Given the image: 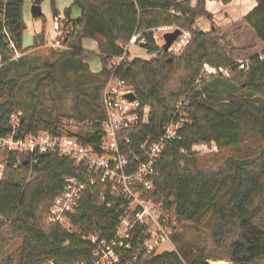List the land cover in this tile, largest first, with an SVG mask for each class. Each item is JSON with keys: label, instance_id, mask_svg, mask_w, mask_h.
<instances>
[{"label": "trees", "instance_id": "obj_1", "mask_svg": "<svg viewBox=\"0 0 264 264\" xmlns=\"http://www.w3.org/2000/svg\"><path fill=\"white\" fill-rule=\"evenodd\" d=\"M0 0V13L6 9V26L16 38L23 56L14 60L2 33L0 22V135L13 132L12 117L17 116V134L50 131L57 134L63 125L45 118L42 90H73L78 100L100 108L101 116L94 124V134L79 137L88 146L99 148L103 112L95 100L105 84L112 59L124 54L123 44L136 34L146 40L142 47L155 58H126L116 76L133 84L138 101L152 109L150 122L139 127L131 137L136 142L157 138L168 122L175 103L186 96L189 124L180 131L165 150L159 164L160 177L151 192L157 203L182 223L201 226L211 220L202 247H180L177 251L147 254L141 251L140 229L120 249L116 264H264V147L258 155L227 158L221 166L207 167L198 156L201 145L216 143L220 149L235 148L244 143L248 130L264 136V52L250 58L247 70H240L219 43L226 40L221 28L212 25L208 31L193 33L190 43L180 55L165 52L154 39L153 30L174 26L191 31L202 17L212 19L208 0H74L72 7L81 10V17H71L72 7L64 11V41L68 50L57 52L53 62L35 63L27 52L45 43L44 32L37 34L34 45L25 49L24 5L26 0ZM229 3L231 0H222ZM44 0H35L42 5ZM244 22L264 45V0ZM51 10L58 15L56 0ZM44 17V16H42ZM85 39L97 43V51L83 47ZM226 42V41H225ZM232 52L235 48H231ZM101 59L100 72H92L88 59ZM210 65L228 69L230 76H209L198 81L197 67ZM182 67L190 74L181 88H173V76ZM35 79L32 102L22 108L19 94L24 85ZM88 87L96 94L89 95ZM3 100V101H2ZM19 110H23L19 114ZM76 123V122H75ZM68 132V131H67ZM70 133V132H69ZM185 153H182V152ZM20 160V162H19ZM75 163L58 153L41 155L13 154L0 182V264H94L92 245L74 231L96 233L112 240L118 223L117 212L102 206L95 194L85 195L79 212L71 219L72 228H53L45 233L36 223L37 213L48 208L60 194L63 179L73 174ZM6 225L11 232L4 233ZM179 227V226H178ZM11 235V236H9ZM20 238L22 245L17 262L9 248Z\"/></svg>", "mask_w": 264, "mask_h": 264}, {"label": "built area", "instance_id": "obj_2", "mask_svg": "<svg viewBox=\"0 0 264 264\" xmlns=\"http://www.w3.org/2000/svg\"><path fill=\"white\" fill-rule=\"evenodd\" d=\"M220 1L222 0H214L215 3ZM2 2L8 3L7 0ZM5 15L6 9L3 5L0 13L2 33L13 59L18 60L23 53L18 48L15 36L6 26ZM64 19L62 13L54 17L53 30L57 35L52 42L53 48L63 47ZM176 29L174 26H165L153 30L155 41L159 43L160 32L169 33ZM210 29L211 26L206 25V18H198L191 31L181 30L182 35L169 52L181 54L190 43L193 33ZM145 43L146 40L141 34H134L122 45L124 54L109 63L110 74L100 92L103 119L100 121L101 143L98 149L86 145L81 138L71 133L60 136L58 133L40 131L18 135L20 123L17 116L12 117V134L0 135V182L5 177L7 164L13 154L34 156L55 152L75 163L74 173L63 179L60 194L44 214V225L48 232L57 227L72 228V217L81 209L85 195L90 193L95 194L102 206L117 212L116 233L110 241L96 233L87 235L79 228L74 229L83 240L92 245L94 264L118 263L120 249L137 228L141 232L138 238L141 251L154 254L162 245L173 244L179 226L177 219L166 210V204L157 203L150 195L160 177L159 164L165 150L174 140L181 139L180 131L189 124L187 97H181L176 102L168 122L157 138L149 137L136 144L131 135L139 127L149 124L152 109L138 101L133 84L116 76L118 66L126 58L131 60L130 48ZM238 65L240 70H247L250 61L241 60ZM205 70L207 77L219 74L230 76L229 70L224 68L206 67ZM201 78L202 76L198 81ZM129 95H133L135 100H129ZM218 151L219 147L214 142L201 145V154Z\"/></svg>", "mask_w": 264, "mask_h": 264}, {"label": "rangeland", "instance_id": "obj_3", "mask_svg": "<svg viewBox=\"0 0 264 264\" xmlns=\"http://www.w3.org/2000/svg\"><path fill=\"white\" fill-rule=\"evenodd\" d=\"M32 6L33 3L31 0H26L24 11L27 14H31ZM46 8L45 10H47ZM35 22L37 27L40 26L42 28H46L48 40L46 41L45 37L44 45L27 52L26 58L37 64L45 61L53 62L56 58L57 52L68 50V47H52V42L56 37L57 32L53 30L52 17L50 16L47 17L46 21L43 18H40V20H29L27 23V29L24 33V42L26 45L32 44L33 38L31 35L34 33L33 24H35ZM165 34L166 33L164 32L159 33L160 45L164 44L161 38H163ZM219 43L225 52H227L232 57L235 64H238V62L241 60H250V58L255 55H262L264 50V45L256 38L255 33L250 28L245 26L242 20L234 23L226 34V40H220ZM83 47L86 50L92 52H96L98 50L97 43L95 50L92 48L91 42L86 43V46L83 44ZM231 48H235V51L232 52ZM130 51L129 57H131L132 60L141 59L150 61L155 58V55L147 53L142 45L131 47ZM87 61H93L92 65H89L92 72L101 71L102 63L98 56L88 59ZM206 67L217 68L210 65L197 67L195 71L198 72L197 77L204 76V79L207 78V73L205 72ZM189 78L190 74L180 67L173 76L172 83L174 90H176V88H181L183 86V81ZM34 86L35 79H32L24 85L22 91L19 94V102L23 109L28 108L32 102V97L30 94H33L35 88ZM42 92V97L44 96L42 100L44 103V109L42 111L44 112L45 118L47 120L54 121V123L65 126V131H68V133L70 132L71 134L79 137H86L90 134H94L93 126L95 122H98L100 119V108L97 109L96 107L91 106V104L88 102H82L81 100H78L76 92L73 90L66 91L60 89L59 99L56 97L52 87L49 85L45 86ZM87 92L89 95L93 96L96 94V90L93 89V87H88ZM95 104L99 106V97L96 98ZM22 112L23 110H19V114H22ZM245 130L247 131V138L243 144L235 148H219V151L216 153H202L198 156L199 161L207 167L215 168L224 164L225 160L230 157L243 158L245 155H258L260 149L264 147V136L259 135L256 130H248V127L245 128ZM42 211L43 207H40L37 213L36 223L39 228H41L45 233L49 234L47 227L44 225V213H42ZM210 224L211 220L209 219L204 221V223L199 227H195L187 223L180 224L176 230L173 244L162 245L156 254H161L166 251H177L182 246H185L187 249L192 247H202L205 241L207 228ZM4 231V233L9 234L11 232L10 225H6ZM82 231L83 230H81V232ZM21 245L22 240L20 238H16L9 248L10 255L16 262L19 259ZM0 260L2 261L1 256Z\"/></svg>", "mask_w": 264, "mask_h": 264}, {"label": "crops", "instance_id": "obj_4", "mask_svg": "<svg viewBox=\"0 0 264 264\" xmlns=\"http://www.w3.org/2000/svg\"><path fill=\"white\" fill-rule=\"evenodd\" d=\"M31 2L34 5L35 0H31ZM73 2H74V0H56V7L58 9V12L64 14V11L67 8H71L72 7ZM195 3H196V1L194 0V4ZM46 6H47V8H46ZM41 7H42L43 16H44V17H41V18H43L46 21L47 20V17L50 16V17H52V22H53L54 17L56 15H54L52 13V10H51V0H44V3L41 5ZM255 7H257L256 0H241V1L231 0L229 3H224L223 1H220L218 3H215L214 0H208V2H207V10L212 15V19L211 20H207L206 19V25L208 24L211 27H212V25H215L218 28H221L224 34H227V32L231 29V26L234 23H237V22H239L241 20L243 21V23L245 24V26L248 27L246 25V23L244 22V18ZM45 8L47 10H45ZM71 17L74 18V19L80 18L81 17V10L79 8H77V7H72ZM29 20H31V21H33V20H40V18H34L32 16V14H27L24 11V21H25L26 29H27V23L29 22ZM33 25H34L33 26L34 33L31 35V37L33 38L32 44L26 45L25 42H24V37H23V46H24L25 49L31 48L34 45V38H35V36L37 34L42 33V32H44V34H45L46 41L48 40L46 28H44V27L42 28L40 26L37 27L36 22ZM248 28H250V27H248ZM88 42L89 43L90 42L92 43V48L95 50V48H96V42L94 40H91V39H85L83 41V44L86 46V43H88ZM263 52H264V50H263ZM0 60H1V57H0ZM87 63L89 65H92L93 61L92 62H88L87 61ZM94 72L97 73V72H100V71H94Z\"/></svg>", "mask_w": 264, "mask_h": 264}, {"label": "water", "instance_id": "obj_5", "mask_svg": "<svg viewBox=\"0 0 264 264\" xmlns=\"http://www.w3.org/2000/svg\"><path fill=\"white\" fill-rule=\"evenodd\" d=\"M31 14L34 18H41L43 16L42 7L40 5L34 4L31 9ZM182 35V31L180 29H176L174 32L166 33L163 37L164 44L162 45V49L165 52H169L172 45L177 41V39ZM127 98L131 101L135 100L133 95L127 96ZM58 134L60 136L68 135V132L64 129H60Z\"/></svg>", "mask_w": 264, "mask_h": 264}, {"label": "bare ground", "instance_id": "obj_6", "mask_svg": "<svg viewBox=\"0 0 264 264\" xmlns=\"http://www.w3.org/2000/svg\"><path fill=\"white\" fill-rule=\"evenodd\" d=\"M211 264H230L229 262L226 261H210Z\"/></svg>", "mask_w": 264, "mask_h": 264}]
</instances>
